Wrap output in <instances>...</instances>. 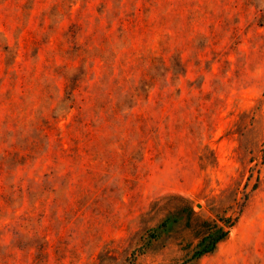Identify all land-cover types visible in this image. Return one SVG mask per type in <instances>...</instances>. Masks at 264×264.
I'll return each mask as SVG.
<instances>
[{"label":"rangeland","instance_id":"rangeland-1","mask_svg":"<svg viewBox=\"0 0 264 264\" xmlns=\"http://www.w3.org/2000/svg\"><path fill=\"white\" fill-rule=\"evenodd\" d=\"M0 264H264V0H0Z\"/></svg>","mask_w":264,"mask_h":264},{"label":"trees","instance_id":"trees-1","mask_svg":"<svg viewBox=\"0 0 264 264\" xmlns=\"http://www.w3.org/2000/svg\"><path fill=\"white\" fill-rule=\"evenodd\" d=\"M138 13L141 11L140 9L137 10ZM123 13V12H122ZM124 17H120L119 21L124 25L128 20H126V17H129V14H124ZM13 71H16L15 67H12ZM190 210L191 213H193V209L190 206H186L183 208V211ZM167 221L163 223V226H166ZM234 225L233 222H225V225H221L216 220H205L203 222V231L200 236L199 241L195 245L194 249L192 250V260H198L201 257L213 253L217 250L218 245L220 242L224 241L228 235H229V229H226V227H232ZM190 260V261H192ZM187 263V262H186Z\"/></svg>","mask_w":264,"mask_h":264}]
</instances>
